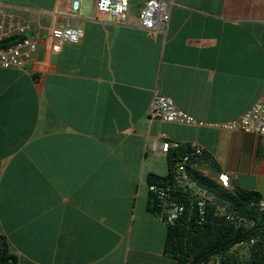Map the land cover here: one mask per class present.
<instances>
[{"label":"crops","instance_id":"obj_1","mask_svg":"<svg viewBox=\"0 0 264 264\" xmlns=\"http://www.w3.org/2000/svg\"><path fill=\"white\" fill-rule=\"evenodd\" d=\"M96 0H0L38 42L26 70L0 69V236L16 264H177L167 225L150 210L149 178L167 177L161 139L205 150L212 175L264 201L258 136L150 120L156 94L198 121L236 119L264 93V0H173L155 35ZM73 25L81 41L51 50ZM182 153V152H181ZM180 152L178 153V155Z\"/></svg>","mask_w":264,"mask_h":264},{"label":"built area","instance_id":"obj_2","mask_svg":"<svg viewBox=\"0 0 264 264\" xmlns=\"http://www.w3.org/2000/svg\"><path fill=\"white\" fill-rule=\"evenodd\" d=\"M80 1L72 0L71 18L81 11ZM172 5L173 0H147L139 11V27L150 35L165 29L170 20ZM96 9L99 13L113 17L120 23H126L130 14V2L129 0H96ZM29 31V26L22 17L14 10L0 4V42L19 38L9 47L0 48V69H27L38 49V42L28 35ZM50 36L51 50L59 52L64 44H78L83 37V31L76 26L68 25L53 29ZM149 116L150 120L169 124L212 126L254 134L258 136L264 150V93L245 114L217 125L196 120L179 109L170 97L160 94L154 96ZM186 145L187 150L176 160L170 179L162 180L160 183H149L148 187L149 193L157 200L159 218L167 225L180 222L186 212L191 210L203 221L208 208L216 205L218 200L217 193L210 189L209 180H214L217 186L227 191L234 189L230 175L218 172L214 176L208 166L203 164L205 150L197 141H191ZM178 147L177 142L165 139L152 144L153 151L163 154ZM217 211L220 215H225L224 210L219 206ZM249 243H254V240H250ZM245 244L247 243L242 242L239 245Z\"/></svg>","mask_w":264,"mask_h":264},{"label":"trees","instance_id":"obj_3","mask_svg":"<svg viewBox=\"0 0 264 264\" xmlns=\"http://www.w3.org/2000/svg\"><path fill=\"white\" fill-rule=\"evenodd\" d=\"M16 39L19 38L0 42V48L9 47ZM180 147L171 154L169 173L162 178L163 181L170 179L176 160L184 155ZM208 183L210 189L217 193V204L208 208L203 221L191 210L186 212L180 222L166 224L165 253L175 259L177 264H234L230 258L231 252L241 248L240 243L254 240L251 259L246 264H264V201L260 194L235 187L227 191L217 186L214 180ZM150 198V210L159 217L157 200L151 194ZM218 206L225 215L218 213ZM0 264H16V258L2 236Z\"/></svg>","mask_w":264,"mask_h":264},{"label":"rangeland","instance_id":"obj_4","mask_svg":"<svg viewBox=\"0 0 264 264\" xmlns=\"http://www.w3.org/2000/svg\"><path fill=\"white\" fill-rule=\"evenodd\" d=\"M253 244L247 243L241 248L231 252L230 258L234 264H246L251 259V251ZM213 264V263H211Z\"/></svg>","mask_w":264,"mask_h":264},{"label":"water","instance_id":"obj_5","mask_svg":"<svg viewBox=\"0 0 264 264\" xmlns=\"http://www.w3.org/2000/svg\"><path fill=\"white\" fill-rule=\"evenodd\" d=\"M162 181V178L156 175H153L149 178L150 183H160ZM12 262V261H11Z\"/></svg>","mask_w":264,"mask_h":264}]
</instances>
